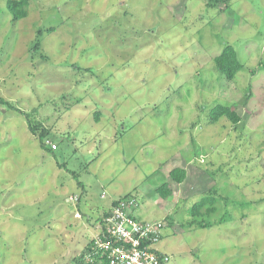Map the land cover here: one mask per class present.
<instances>
[{
	"label": "rangeland",
	"instance_id": "374dc122",
	"mask_svg": "<svg viewBox=\"0 0 264 264\" xmlns=\"http://www.w3.org/2000/svg\"><path fill=\"white\" fill-rule=\"evenodd\" d=\"M29 1L14 21L0 0V264H90L127 195L167 223L170 264H264V0ZM227 44L233 80L214 61ZM218 103L241 121L211 122ZM208 195L217 211L194 217Z\"/></svg>",
	"mask_w": 264,
	"mask_h": 264
},
{
	"label": "built area",
	"instance_id": "2783aa9c",
	"mask_svg": "<svg viewBox=\"0 0 264 264\" xmlns=\"http://www.w3.org/2000/svg\"><path fill=\"white\" fill-rule=\"evenodd\" d=\"M53 149L57 143L47 141ZM138 198L127 195L103 216L91 238L85 259L100 264H170L171 257L158 247L165 221H146L134 214ZM79 215V214H77Z\"/></svg>",
	"mask_w": 264,
	"mask_h": 264
},
{
	"label": "trees",
	"instance_id": "16d2710c",
	"mask_svg": "<svg viewBox=\"0 0 264 264\" xmlns=\"http://www.w3.org/2000/svg\"><path fill=\"white\" fill-rule=\"evenodd\" d=\"M29 0H7V7L9 12L12 15L14 21L20 20L24 17L29 15ZM216 68L223 74L228 80H233L237 73L243 68V64L238 58V52L235 47L231 44H227L224 46L222 52L214 57ZM0 102L7 103L0 95ZM27 113H25L26 115ZM27 116V115H26ZM210 121L217 122L220 120L221 117L226 116L229 120H231L234 124H238L241 121V117L238 112L232 108L229 104L218 103L210 110ZM99 115L97 116V118ZM29 129L35 134L37 131L41 133L40 136H44L47 134V127L40 125L38 122H33L30 117H27ZM46 127V128H45ZM47 143V142H46ZM45 148L48 150H55L51 147L49 143L46 145L43 143ZM203 161V159H202ZM188 171L186 168L178 166L174 167L170 171V177L173 180L172 182L166 181L161 184L157 190L160 195L165 198H171L175 191L176 187L174 182L177 184L182 183L187 177ZM217 198L213 195L205 196L201 201L194 203L191 207V214L198 218L204 216H210L214 214L218 207L216 206ZM89 243L86 246L85 253L81 255L79 262H83L85 259V255L89 252ZM89 262V261H88ZM91 264V262H89ZM92 264H100L99 263H92Z\"/></svg>",
	"mask_w": 264,
	"mask_h": 264
},
{
	"label": "crops",
	"instance_id": "0c3cea01",
	"mask_svg": "<svg viewBox=\"0 0 264 264\" xmlns=\"http://www.w3.org/2000/svg\"><path fill=\"white\" fill-rule=\"evenodd\" d=\"M52 151H53V150H52ZM106 213H107V212H106ZM106 213H105V214H106ZM77 214H78V213H76V215H77ZM105 214H104V215H105ZM97 225H98V224H97ZM97 225L95 226L96 228H97Z\"/></svg>",
	"mask_w": 264,
	"mask_h": 264
}]
</instances>
